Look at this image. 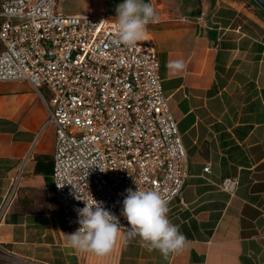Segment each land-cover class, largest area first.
<instances>
[{
    "label": "crops",
    "instance_id": "0c3cea01",
    "mask_svg": "<svg viewBox=\"0 0 264 264\" xmlns=\"http://www.w3.org/2000/svg\"><path fill=\"white\" fill-rule=\"evenodd\" d=\"M122 2L56 0V9L115 17ZM144 2L159 16L147 31L189 156L185 188L168 204L186 247L164 258L139 238L125 243L127 231L119 230L106 256L71 248L66 234L74 231L56 207L55 129L45 127V104L27 81H0V207L26 159L18 197L0 223V264H264V6L258 0ZM228 179L237 181L234 192L220 188Z\"/></svg>",
    "mask_w": 264,
    "mask_h": 264
},
{
    "label": "built area",
    "instance_id": "2783aa9c",
    "mask_svg": "<svg viewBox=\"0 0 264 264\" xmlns=\"http://www.w3.org/2000/svg\"><path fill=\"white\" fill-rule=\"evenodd\" d=\"M115 19L64 15L56 0H4L0 10V81H27L45 104V127L55 129L53 188L74 232L77 209L91 196L127 231L126 189H157L170 203L189 177L155 41L147 31L137 46L123 45ZM25 165L3 193L0 223L18 197ZM220 188L234 192L237 181Z\"/></svg>",
    "mask_w": 264,
    "mask_h": 264
},
{
    "label": "clouds",
    "instance_id": "9594fccd",
    "mask_svg": "<svg viewBox=\"0 0 264 264\" xmlns=\"http://www.w3.org/2000/svg\"><path fill=\"white\" fill-rule=\"evenodd\" d=\"M115 18L119 41L129 47L143 41L149 24L159 22L151 3L144 0H123L116 7ZM174 66L178 69L182 67L179 62ZM126 193L121 213L129 225L125 243L139 238L149 251L158 250L164 258L182 252L187 238L168 218V200L157 189L141 190L137 187L133 191L129 188ZM75 195L77 200H83L81 195ZM83 202L85 206L77 209L79 227L75 232L66 234L67 243L76 251L106 256L120 236L119 220L104 207L103 202L96 201L92 196L91 201Z\"/></svg>",
    "mask_w": 264,
    "mask_h": 264
},
{
    "label": "water",
    "instance_id": "95a60500",
    "mask_svg": "<svg viewBox=\"0 0 264 264\" xmlns=\"http://www.w3.org/2000/svg\"><path fill=\"white\" fill-rule=\"evenodd\" d=\"M263 6H264V1L263 0H258Z\"/></svg>",
    "mask_w": 264,
    "mask_h": 264
},
{
    "label": "rangeland",
    "instance_id": "374dc122",
    "mask_svg": "<svg viewBox=\"0 0 264 264\" xmlns=\"http://www.w3.org/2000/svg\"><path fill=\"white\" fill-rule=\"evenodd\" d=\"M58 209H61L58 205L56 206Z\"/></svg>",
    "mask_w": 264,
    "mask_h": 264
}]
</instances>
